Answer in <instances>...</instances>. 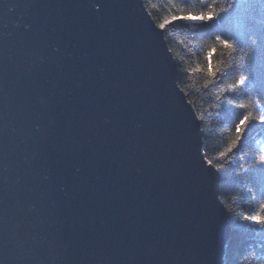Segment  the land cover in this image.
<instances>
[{
	"label": "water",
	"instance_id": "1",
	"mask_svg": "<svg viewBox=\"0 0 264 264\" xmlns=\"http://www.w3.org/2000/svg\"><path fill=\"white\" fill-rule=\"evenodd\" d=\"M206 161L143 0H0V264H225Z\"/></svg>",
	"mask_w": 264,
	"mask_h": 264
},
{
	"label": "trees",
	"instance_id": "2",
	"mask_svg": "<svg viewBox=\"0 0 264 264\" xmlns=\"http://www.w3.org/2000/svg\"><path fill=\"white\" fill-rule=\"evenodd\" d=\"M152 19L159 25L173 16L198 15L207 4L228 11L215 20L192 22L175 20L166 24L164 36L178 69V85L184 91L201 122L203 152L216 168L220 166V199L227 211L230 239L225 250V264H264V226L252 224L247 216H264L259 204L264 203V172L256 171L258 150L264 147V126L252 121L243 139L225 156L221 152L236 139L235 124L244 109L256 115L249 101L257 91L264 92V0H143ZM231 5V7H229ZM216 35L236 42L230 52L215 41ZM215 48L211 58L208 53ZM241 57L255 73L253 87L233 88L240 71ZM199 67L201 71L191 72ZM231 67L229 75L220 73ZM215 73V75H213ZM217 169V168H216Z\"/></svg>",
	"mask_w": 264,
	"mask_h": 264
},
{
	"label": "snow or ice",
	"instance_id": "3",
	"mask_svg": "<svg viewBox=\"0 0 264 264\" xmlns=\"http://www.w3.org/2000/svg\"><path fill=\"white\" fill-rule=\"evenodd\" d=\"M205 0H201V3H204ZM231 7V5H229ZM228 11L227 8L217 10L215 6L211 3L207 4V7L201 11L198 15L189 13L188 15L183 16H173L171 20L166 21L165 23L159 24L160 29H164L166 24H171L172 21L175 20H182V21H192V22H208L217 19L222 14L226 13ZM215 41L223 46L225 49L229 50L230 52H235L237 50V47L241 41L240 39H237L236 42H233L231 39L224 38L222 35H216ZM215 55V48H213L208 53V59L210 61V67L209 71H212L211 68V58ZM240 67L241 71L238 75V78L235 81V85L231 90L225 93L226 96L233 95L237 89H242L244 87H253V81L255 79V73L251 71V69L245 64L244 58L241 57L240 61ZM231 67L225 69L223 72L220 73L221 77L229 75L231 72ZM191 72H199L201 69L199 67L190 69ZM179 75V73H178ZM215 75V73H213ZM250 104H253L254 107L258 110V113L256 115H253L252 112L247 111V108L249 105L247 104H241L238 105V108L244 109V113L240 115L238 122L235 124V130L237 133V137L235 140L232 141V143L228 146L227 149H225L224 152H221L220 156H225L226 154L232 152L233 148L238 145L239 142L243 139V134L247 131V127L250 125L252 121L259 122L260 126H264V92L257 91L256 94L252 95L250 101ZM207 164L211 165L212 161L208 160L206 161ZM256 163L257 168L256 171L258 172H264V147L259 148L258 155L256 157ZM217 175H219V169L220 166L217 165ZM261 196H264V192H260ZM259 209L261 211H264V203L259 204ZM245 220L250 221L252 224L258 225V226H264V216H245ZM264 258V257H262ZM239 264V262H238Z\"/></svg>",
	"mask_w": 264,
	"mask_h": 264
}]
</instances>
